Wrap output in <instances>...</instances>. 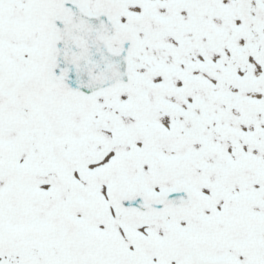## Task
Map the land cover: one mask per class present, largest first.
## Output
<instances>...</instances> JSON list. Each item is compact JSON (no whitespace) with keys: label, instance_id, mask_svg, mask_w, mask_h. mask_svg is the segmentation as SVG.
<instances>
[{"label":"snow or ice","instance_id":"1","mask_svg":"<svg viewBox=\"0 0 264 264\" xmlns=\"http://www.w3.org/2000/svg\"><path fill=\"white\" fill-rule=\"evenodd\" d=\"M0 264H264V0H0Z\"/></svg>","mask_w":264,"mask_h":264}]
</instances>
